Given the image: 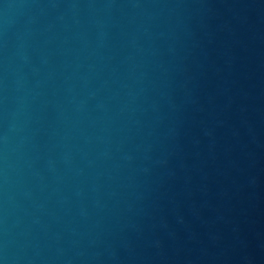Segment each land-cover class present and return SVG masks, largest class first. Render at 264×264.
<instances>
[{
  "label": "water",
  "instance_id": "obj_1",
  "mask_svg": "<svg viewBox=\"0 0 264 264\" xmlns=\"http://www.w3.org/2000/svg\"><path fill=\"white\" fill-rule=\"evenodd\" d=\"M0 264H264V0H0Z\"/></svg>",
  "mask_w": 264,
  "mask_h": 264
}]
</instances>
